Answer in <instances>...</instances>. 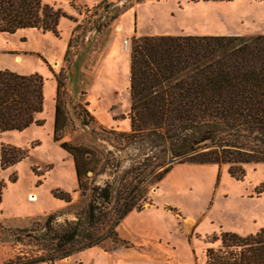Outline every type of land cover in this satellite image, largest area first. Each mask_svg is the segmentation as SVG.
Segmentation results:
<instances>
[{
	"label": "rangeland",
	"instance_id": "obj_1",
	"mask_svg": "<svg viewBox=\"0 0 264 264\" xmlns=\"http://www.w3.org/2000/svg\"><path fill=\"white\" fill-rule=\"evenodd\" d=\"M40 2L59 12L56 35L36 29L0 32V71L42 80L41 112L34 116L39 124L0 132V147L26 152L19 162L0 168V264H12L32 249L14 237L33 220L53 212L61 213L57 222L74 219L79 196L72 162L51 138L57 74L68 113L61 141L91 143V129L129 130L132 36L264 35V0ZM77 105L91 117L87 126L79 125ZM242 168V177L234 179L226 165L172 164L149 190V202L114 228L121 241L116 249L108 250L106 240L51 264H204L205 249L219 247L218 239L211 242L219 233L246 236L264 229V164ZM57 192L67 194L73 206L54 198Z\"/></svg>",
	"mask_w": 264,
	"mask_h": 264
},
{
	"label": "trees",
	"instance_id": "obj_2",
	"mask_svg": "<svg viewBox=\"0 0 264 264\" xmlns=\"http://www.w3.org/2000/svg\"><path fill=\"white\" fill-rule=\"evenodd\" d=\"M58 16L40 0H0V32L56 35ZM41 88L36 74L0 71V132L39 124ZM128 94L127 132L91 129V143L61 141L67 101L63 79L55 76L51 138L71 159L79 200L74 219L57 222L61 213L53 212L20 230L15 241L32 249L12 264H51L106 240L108 250L116 249L121 241L114 228L149 202V190L171 168L161 167L168 156L175 164L226 165L234 179L244 165L264 164V35L132 36ZM77 107L79 125L87 126L89 113ZM25 155L1 146L0 168ZM53 196L73 206L67 194ZM216 239L219 247L205 249L204 264H264V229L246 236L224 231L211 242Z\"/></svg>",
	"mask_w": 264,
	"mask_h": 264
},
{
	"label": "water",
	"instance_id": "obj_3",
	"mask_svg": "<svg viewBox=\"0 0 264 264\" xmlns=\"http://www.w3.org/2000/svg\"><path fill=\"white\" fill-rule=\"evenodd\" d=\"M203 150H206V149H203ZM177 161V159H174V158H171L170 156L167 157L166 159V166H169V165H172V164H175V162Z\"/></svg>",
	"mask_w": 264,
	"mask_h": 264
},
{
	"label": "bare ground",
	"instance_id": "obj_4",
	"mask_svg": "<svg viewBox=\"0 0 264 264\" xmlns=\"http://www.w3.org/2000/svg\"><path fill=\"white\" fill-rule=\"evenodd\" d=\"M119 30H120V27L118 28L117 31H119ZM30 200H34V196H31V197H30Z\"/></svg>",
	"mask_w": 264,
	"mask_h": 264
}]
</instances>
